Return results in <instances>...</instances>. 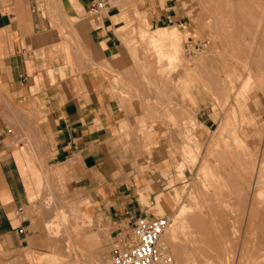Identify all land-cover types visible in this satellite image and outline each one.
I'll use <instances>...</instances> for the list:
<instances>
[{
    "label": "rangeland",
    "instance_id": "1",
    "mask_svg": "<svg viewBox=\"0 0 264 264\" xmlns=\"http://www.w3.org/2000/svg\"><path fill=\"white\" fill-rule=\"evenodd\" d=\"M165 1L120 0L127 65L114 93L132 126L117 165L150 212L170 218V264H264V0H174L159 25L180 29L179 50L149 40L156 24L145 19ZM52 174L29 208L31 237L0 245V264H110L114 227L86 215L90 196L67 167Z\"/></svg>",
    "mask_w": 264,
    "mask_h": 264
},
{
    "label": "crops",
    "instance_id": "2",
    "mask_svg": "<svg viewBox=\"0 0 264 264\" xmlns=\"http://www.w3.org/2000/svg\"><path fill=\"white\" fill-rule=\"evenodd\" d=\"M92 1L0 0V245L7 249L31 237L29 208L62 167L74 190L90 196L86 215L114 227L154 214L136 196L131 171L117 165L116 141L132 126L114 93L127 65L120 0L99 14L89 12ZM173 1L145 21L156 28L171 21Z\"/></svg>",
    "mask_w": 264,
    "mask_h": 264
},
{
    "label": "built area",
    "instance_id": "3",
    "mask_svg": "<svg viewBox=\"0 0 264 264\" xmlns=\"http://www.w3.org/2000/svg\"><path fill=\"white\" fill-rule=\"evenodd\" d=\"M108 5V0H93L89 12L99 14ZM170 222L168 216L144 214L115 225L108 243L110 264H170V249L162 241Z\"/></svg>",
    "mask_w": 264,
    "mask_h": 264
},
{
    "label": "bare ground",
    "instance_id": "4",
    "mask_svg": "<svg viewBox=\"0 0 264 264\" xmlns=\"http://www.w3.org/2000/svg\"><path fill=\"white\" fill-rule=\"evenodd\" d=\"M140 33H141V35L142 36H145V34H146V31L142 28L141 30H140ZM181 37H182V33H181V31H180V29L178 28V27H175V26H161V27H158V28H156V29H154L153 30V33L149 36V40H150V42H152L153 44H161L163 41H165V40H169V41H171V45H172V47L175 49V50H179L180 49V42H181ZM169 57L172 59V55H169ZM258 185V184H257ZM181 195V193L179 192V191H177L176 192V196H180ZM175 196V197H176ZM171 197V196H170ZM170 197H168V196H162V195H159V196H157V202H158V205L159 206H161V207H169V205L171 204V199H170ZM172 203H173V201H172ZM253 209H254V207L253 206H251V210H252V212H254L253 211ZM250 210V211H251ZM63 211V210H62ZM65 211V210H64ZM63 211V212H64ZM252 214V213H251ZM68 216V215H67ZM63 218H67L66 217V214L64 213V216H63ZM68 219V218H67ZM66 219V220H67ZM57 220V219H56ZM64 220V219H63ZM55 222V221H54ZM56 222H58V221H56ZM64 222V221H63ZM65 224H67V221H65L64 222ZM56 224H58V223H56ZM53 226V225H52ZM51 226V227H52ZM168 230V229H167ZM39 257V256H38ZM42 257V256H41ZM51 257V256H50ZM49 257V258H50ZM53 257H54V255H53ZM37 258V257H36ZM45 258H46V256H45ZM55 258H57V256L55 257ZM31 259L33 260V259H35V258H33V257H31ZM39 259V258H38ZM38 259H37V261H38ZM51 259H53V258H51ZM31 260V261H32ZM36 260V259H35ZM43 260V259H42ZM45 260V259H44ZM50 262H51V260L50 259H48ZM34 261V260H33ZM39 261H40V259H39ZM45 262H48V261H46L45 260ZM54 262V261H53ZM40 263V262H39ZM49 263V262H48ZM33 264H34V262H33ZM35 264H36V261H35ZM45 264V263H44Z\"/></svg>",
    "mask_w": 264,
    "mask_h": 264
}]
</instances>
